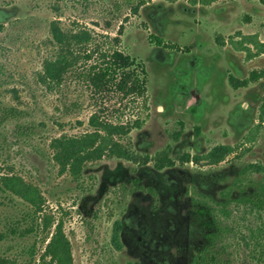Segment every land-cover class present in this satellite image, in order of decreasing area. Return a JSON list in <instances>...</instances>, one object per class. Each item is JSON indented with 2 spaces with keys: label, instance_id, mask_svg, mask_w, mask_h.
Instances as JSON below:
<instances>
[{
  "label": "rangeland",
  "instance_id": "rangeland-1",
  "mask_svg": "<svg viewBox=\"0 0 264 264\" xmlns=\"http://www.w3.org/2000/svg\"><path fill=\"white\" fill-rule=\"evenodd\" d=\"M0 22V99L20 111L0 126V184L3 175L22 176L43 196L38 221L54 217L49 234L32 233L31 264H42L61 222L73 264H198L194 250L210 240L194 215L200 203L216 222L224 264H264V201L250 199H264V125L250 140L236 110L264 93V54L249 59L233 43L249 34L264 41L262 0H0ZM53 22L71 36L88 30L92 45L120 35L122 48L147 65L150 108H125L128 99L95 94L79 80L73 70L83 65L85 43L72 38L63 47ZM157 35L168 47L150 42ZM61 55L71 71L49 84L45 61ZM117 108L144 119L120 138L136 160L105 155L77 176L64 168L52 141L94 131V114L116 120ZM219 144L235 147L220 163L186 161ZM164 160L173 164L156 166ZM28 211L21 197L0 191V230ZM2 243L19 262L20 245Z\"/></svg>",
  "mask_w": 264,
  "mask_h": 264
},
{
  "label": "trees",
  "instance_id": "trees-1",
  "mask_svg": "<svg viewBox=\"0 0 264 264\" xmlns=\"http://www.w3.org/2000/svg\"><path fill=\"white\" fill-rule=\"evenodd\" d=\"M174 2L177 0H167ZM217 0H193L195 4L210 5ZM264 3V0H262ZM4 22H0V29L5 27ZM53 34L57 41L63 46L70 45L69 39H77V42L85 44L83 56L80 63L83 65L73 70L74 75L88 84L95 94L111 93L119 94L128 99L129 103L125 108L140 109L141 112L148 110L149 105V72L147 65L143 59L133 56L129 51L124 50L121 46L122 38L120 35L111 36L110 34H102L100 42L92 45V33L83 30L79 34L73 36L64 32L55 22L52 24ZM162 41L161 38H159ZM238 50L247 52V57L253 58L257 55L264 54V41L258 38L257 34H249L242 37V40L233 41ZM45 75L49 80V84H60L71 71V61L61 55L57 58H47L45 61ZM264 77V70L259 74ZM264 111V104L262 105ZM117 108L116 120L102 119L98 114L91 117V124L95 127L94 131L85 133L82 136H64L56 138L52 141V147L56 150V159L59 160L63 167L71 166L72 171L77 176L82 172L83 165L88 161L98 160L105 155L124 157L136 160L131 142L123 143L120 138L130 136L131 131L136 127H141L144 119L142 114L133 119L131 113ZM134 111V110H133ZM19 110L13 106H7L0 99V126L4 125L9 119L19 117ZM128 117L125 120V117ZM258 133L254 132V136ZM254 137H250V140ZM235 147L231 144H219L214 146L207 153L196 156V159H208L210 162L219 163L224 160L227 155L234 151ZM186 159H190L188 156ZM171 165L173 162L157 161L156 166L159 168L165 165ZM1 192H10L13 195L21 197L26 205L31 207V211L19 216L11 217L10 223L0 230V264H14L10 258L11 249H5L4 243L20 245V264H31L35 259V245H29L28 242L33 236L34 231L41 227L48 231L54 224V217L43 216L42 222L38 221V214L42 210L43 196L38 187L27 182L22 176L17 174H6L1 177ZM257 193L255 198H250L256 207H260L264 201ZM261 209V208H258ZM30 217V218H29ZM26 220L27 223H24ZM29 220V222H28ZM51 232V231H50ZM217 234V233H216ZM215 232L213 239L206 250L198 255V264H224L219 256V250H215ZM118 235V230H116ZM35 244V243H34ZM21 245L26 247H21ZM3 246V247H2ZM2 247V248H1ZM15 262V264H19ZM27 262V263H26ZM42 264H73V256L71 251V241L66 235L63 224L58 223L56 230L46 245L42 254Z\"/></svg>",
  "mask_w": 264,
  "mask_h": 264
},
{
  "label": "flooded vegetation",
  "instance_id": "flooded-vegetation-1",
  "mask_svg": "<svg viewBox=\"0 0 264 264\" xmlns=\"http://www.w3.org/2000/svg\"><path fill=\"white\" fill-rule=\"evenodd\" d=\"M159 36L160 35H157L156 37L159 38ZM156 37H153V38L150 37V42L151 43L158 42L160 45L168 47L167 43H164L163 41H160L159 39L157 40ZM258 95L259 94H257V95L253 94L254 99H256V97H257V103L256 104L255 103H250L249 101L246 104V100H245V101L241 102L240 104H237V106H236V110L238 112H240V114H241L240 117L242 119V125L244 127H249V129H250V130H248L249 131L248 133L250 134V137H256V136H254V132H256V130H257L258 133H259L260 129L264 125V111L262 110V105L264 104V93L260 94L259 99H258ZM255 116H257V118H255ZM253 139L254 138H252L251 140H253ZM184 140L187 141V140H190V139H189V137H187ZM199 153L200 154L197 155V156L203 155V154H205L207 152L199 150ZM195 157L194 158L190 157V159H188L186 161L199 162L201 160H206V161L210 162L208 159H205V158L204 159H196ZM210 163L216 164L214 162H210ZM184 174H188V173L185 171L183 173V175ZM181 179H182L181 177L177 176V180L180 183H181ZM181 187H182V191L185 190L183 188L182 184H181ZM200 204L198 206L197 212L194 213L198 224L196 222H194V224H197L202 229L201 234L203 236H206L207 240H208V237H209L210 240L208 241V244H206L207 243L206 242L205 244L200 243L199 245H197L196 248H198V249L196 250V248H195V250H194V253H195L194 255L196 256L195 261H197L198 255L200 253H202L203 250H206L208 248L209 244L211 243V241L213 239L212 234H213V232H215V229H216V222H215L213 216H210V214H209L207 218L205 217V214L208 211V207L204 206L202 203H200ZM203 239H204V237H203Z\"/></svg>",
  "mask_w": 264,
  "mask_h": 264
}]
</instances>
